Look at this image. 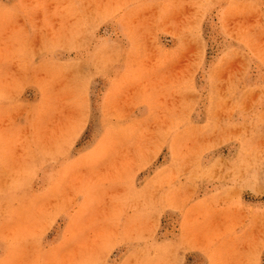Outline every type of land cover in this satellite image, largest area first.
<instances>
[{"label": "rangeland", "instance_id": "obj_1", "mask_svg": "<svg viewBox=\"0 0 264 264\" xmlns=\"http://www.w3.org/2000/svg\"><path fill=\"white\" fill-rule=\"evenodd\" d=\"M0 264H264V0H0Z\"/></svg>", "mask_w": 264, "mask_h": 264}]
</instances>
